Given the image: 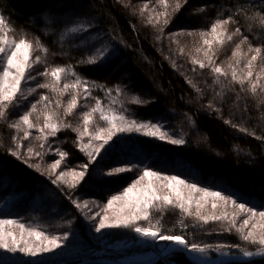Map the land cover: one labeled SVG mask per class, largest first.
<instances>
[{
	"label": "trees",
	"instance_id": "obj_1",
	"mask_svg": "<svg viewBox=\"0 0 264 264\" xmlns=\"http://www.w3.org/2000/svg\"><path fill=\"white\" fill-rule=\"evenodd\" d=\"M54 1L0 0V16L23 36L34 41L39 38L47 47V53H42L45 59L41 62L42 68L71 66L72 72L86 82L82 86L92 89L89 92L94 99L113 106L131 119L158 121L175 138L182 136L186 141L183 145H175L157 138H139L137 147L127 150L125 165L138 171L151 169L168 173L264 211V78L250 80L258 85L253 94L249 81L242 86L229 75L212 72V67L219 65L216 62L226 58L225 53L214 52L212 45L210 48L208 45L201 48L185 46L187 39L194 45H201V31L207 32L204 38L211 40L210 25L216 19L230 15L234 22L226 26L225 33L232 35L236 28L240 32L225 46L227 51L247 37L240 43L243 52L247 48L260 47L259 55L264 57V28L258 22L254 24L246 19L253 12H264V0H165L168 12L177 2L181 8L162 30L145 18L143 20L132 6L144 2L154 13H162L165 8L158 0H66L60 4L64 6L63 13L74 7L81 14L83 10H89L103 36L114 46L110 58L95 65L81 63L91 55L89 46L82 44L85 36L66 38L61 33V26L47 25L43 21L42 12ZM164 19L158 18V21ZM205 52L212 57L210 66ZM193 59L202 61L206 67L194 65ZM121 61L125 68H117ZM126 68L132 78L124 75ZM67 76L75 79L70 73ZM117 87L123 89L119 95ZM140 87L144 88L145 94L140 92ZM133 96L148 103L133 104ZM189 117L194 126L189 123ZM240 128L248 132H242ZM64 132L59 138L64 151L69 154L68 163L83 162L68 128ZM11 138L12 130L0 122L1 219L15 220L49 236L69 234L72 246L80 254L98 251L115 242L134 241L131 228H118L94 243L80 211L72 203L78 199L77 193L74 196L70 189L53 184L52 178L30 167L26 160L11 155L12 150L16 151ZM116 161L120 162L117 155L107 158V164ZM97 184L102 189L109 186L108 182ZM34 202L36 206L32 208ZM152 225H156L161 234L184 237L189 247L193 244L212 248L217 244L235 245L230 231L216 234L212 232L213 226L182 221L174 211L154 216ZM258 248L260 246L244 250L252 252ZM118 256L110 255L108 259L124 262ZM44 263L60 264L57 258L45 259ZM154 264L192 263L182 252L174 251ZM227 264H264V259Z\"/></svg>",
	"mask_w": 264,
	"mask_h": 264
},
{
	"label": "rangeland",
	"instance_id": "obj_2",
	"mask_svg": "<svg viewBox=\"0 0 264 264\" xmlns=\"http://www.w3.org/2000/svg\"><path fill=\"white\" fill-rule=\"evenodd\" d=\"M66 0H56L54 3H50L51 5L47 8H45V11L42 12L43 14V21L47 25H54V26H61V33L64 37H74V36H88L90 37L89 42L87 45L90 48V54H92L93 50L96 48L101 47H107V59L110 58V56L113 54L114 46L112 42L103 36L102 31L100 30V27L97 24V21L91 14L89 10H83V14L78 13V8L75 9H67L64 11V6H60V4L65 3ZM147 5L146 3H138L136 2V5L132 4V6L136 7V12L140 14V16L146 19L145 21H149V18L151 17V24H156L159 26V30H162L163 21H158L159 19H163L164 16L160 15L158 12H153L149 8L145 7ZM62 7V8H60ZM87 8V7H85ZM57 9V10H56ZM62 9V10H61ZM141 9H143V14H141ZM76 10V11H75ZM82 12V11H81ZM79 20L84 21H91V27L88 29L87 33H79V34H65L64 29L67 26H72L75 22ZM21 33L18 29H14L12 26H9L7 30V36L9 39H20ZM212 36V35H211ZM228 34L224 32L226 44H217L215 40H213L212 37V49L214 52H219L220 54L227 55L226 58L221 59L220 61L216 62L219 63V67H221L224 71H226L227 75L230 76L232 80V69L233 67L240 68L235 69L237 72L238 78L243 77L248 69L245 67V65L248 63L249 60H251V57L253 55H257L254 51H249V48L246 49V52H243L241 48L237 49V45H232L231 48L229 47L226 49V45L230 42L227 40ZM29 41H32L35 43L34 40L27 37ZM185 44L190 45L192 47L198 46L201 48L204 46L203 41L201 42V45H194L193 42H190L188 39L185 41L187 42ZM33 43V44H34ZM240 44V43H238ZM184 46V48H185ZM253 49V48H252ZM233 51H237V56L233 57L232 53ZM244 55V57L242 56ZM41 56L42 62L45 60L43 58L42 52L38 50H34L32 53V59L35 60L36 56ZM106 59V60H107ZM238 61V62H237ZM100 63L99 61L97 64ZM43 65V64H42ZM41 63L35 64L34 68L31 72V75L34 77V79L25 80L22 83V87L25 91V99H22L17 107H13L10 110H8L7 113V119L0 118L1 125L5 128H9L12 130V138L11 141L15 142V150L20 152L21 158L26 160L29 164L32 165H39V171L50 178L55 179L56 176L61 171H68L70 169H75L76 171H81L83 169L80 168L81 165H88L87 170H85V177L83 180H81L74 188L68 187L66 183L57 182L60 186L66 189H70V191L74 194L77 193L76 197H78L77 201L81 205L87 203L88 207L83 209H78L80 211L81 218L86 226V231L93 240V242H97L100 240V238L108 235L109 233H114L118 228H107L103 229L100 232H97L96 226L99 223V215H104V209L107 206V202L109 199H111L114 195H121L123 193L124 188L130 186L134 181L138 180L139 177L142 175L144 170H135L133 168H130L129 166L125 165V159L128 158L127 150L134 149L137 147V141L139 138H145L148 136L143 135L141 132H118L111 141L103 149L100 150V153L96 156V158L89 162V157L86 154V152L80 151L79 144L89 143V137L83 136L80 141H77L78 133L76 131H73V128H79L80 130L83 129V120L82 116L83 113L86 111H89L92 107L95 106L96 98L90 94L92 92L85 93L83 91V88L85 86H81L79 88V95H78V107L73 110L72 114L65 115L64 109L67 107L68 102L72 98V95L75 94L74 90L69 88L66 92H64L63 95H60L58 92H52L48 88H39V84L43 83H51V77L50 76H41L38 73H41L45 70V68H42ZM229 65L233 67H229ZM252 69L253 76L250 77L248 80H256L257 75L259 74L260 77L264 78V57L258 55L257 59L252 62ZM125 68L124 62H120L117 68ZM116 68V69H117ZM124 75L127 77L132 78V73L126 69H123ZM73 82L72 79H70L67 74H65L62 77V80L60 84L57 86L59 89H63V85L65 83L71 84ZM29 89H35V91L31 92V94H28ZM89 89V88H88ZM140 92L145 94V90L143 87H140ZM47 96L48 100L44 101L42 103L37 104L36 111L32 113L30 116V121L36 125V127H33L31 129H28L27 126L21 125V128L17 130L14 127H10V124H14L19 120L20 115H23L25 112H28L31 110L32 104H36L37 101L40 100L41 96ZM57 101H59L60 106L57 107ZM101 101V100H100ZM102 107L104 109H114L117 113L123 114L121 111L116 110L113 108V106L109 104H105L101 101ZM47 105V107H45ZM49 113H55L60 120L63 123L70 124L71 127L68 128V134L70 135V138L74 140L75 146L77 150L82 154V160L83 162H80L79 164L71 165L68 163L69 155L65 158V160L61 163L60 167L55 170V172H52L50 170V165L53 164L57 159H59L58 150L64 151V148L61 146L62 143H60V135L61 132L65 133L64 130L67 128L62 127L60 131L56 133L55 136L49 135V129H44V132L41 133L39 131L40 128H43L44 125V115ZM124 115V114H123ZM128 120H135L127 117L124 115ZM139 122H149V121H141L137 120ZM55 122V121H54ZM152 123H159L158 121H150ZM162 126V131H167L164 124L159 123ZM107 127V125L100 120L99 113L94 114L93 116V124L90 125V130H93L95 127ZM27 130L30 135L27 139L24 138V131ZM169 133V132H168ZM171 134V133H169ZM173 135V134H172ZM47 136V140L39 139V137ZM174 136V135H173ZM16 139H13V138ZM153 138V137H148ZM175 138V137H174ZM155 139V138H154ZM97 142L93 141V144ZM17 144L20 145L19 148H17ZM41 144L44 146L41 147ZM31 147L33 149V154L28 153V148ZM35 153H40V155H35ZM119 156L120 162L116 161L117 163L107 164V158L108 156ZM81 160V161H82ZM106 162V163H105ZM37 169L36 167H33ZM117 168H123L126 169V171L121 172L116 175H108L109 172H111L114 169ZM161 176H172L168 173H162L159 172ZM66 180L69 182L71 181L70 177H66ZM181 179V178H180ZM183 180V179H182ZM185 181V180H184ZM97 182H108L107 187H103L104 189L100 188V186L97 184ZM149 182L152 183L153 187L156 189L157 193L159 195H169L172 196L173 203L171 205L164 206L162 210L157 209H151L150 210V220H140L137 221V226L141 227H149L150 224L152 225V222L154 220V216H158L159 214L165 212L168 213L169 211H174L179 215V217L182 219V221H189L191 224H197L200 225H211L214 227V231L216 234H219L221 231H230L231 235H233V238L235 240V245H222L217 244L216 247H204L203 245L196 244L197 246L204 248L205 251L199 252V251H192L191 246L189 247L188 243L186 242L188 248L196 254L198 257L203 259L205 264H213V258L216 256V254L219 253H226V252H245L247 250L244 249H251L253 247H259L258 244L250 243L249 241H245L241 238V231L243 234H247V232L251 229V223H257V224H264V221H261L259 216L254 218V220L250 221V224L248 227L242 228V222L244 219H247L250 214L248 213H242L238 208H236L231 203H225L223 201H215L212 197H207L204 200H200V197L202 196V193L199 192H191L190 189L184 188L183 186H177L179 190L182 192L185 198H187L189 195L192 196V200L189 203L187 199H185V207L188 208V211H183L180 207L177 206L179 203L175 200V197L172 195L171 191L168 188H165L164 182L161 180H156L155 178H145L143 181L140 182V184L137 186L138 188H142L145 185H147ZM188 184H191L187 181H185ZM198 188H202L197 186ZM99 188V189H98ZM209 191H215L212 189H208ZM223 194V193H222ZM225 195V194H223ZM227 196V195H225ZM200 200V202L203 204V207L200 209V215L201 216H221L222 218L219 220L215 219H208L207 222H205L203 219L198 218L196 212H197V201ZM238 202V201H237ZM37 203V202H36ZM124 201H117L113 204L112 208L108 210V215L113 216L116 212H118L122 207H124ZM162 204V201L159 202ZM213 203H216L217 207L213 208ZM35 202L31 204V207L34 208ZM128 209H125V212H127ZM257 212H260L259 210H256ZM95 217V219H93ZM1 219V218H0ZM233 219L235 220V223L233 224ZM182 224V223H181ZM218 227V228H215ZM5 231H12L19 236L20 230L14 226L5 225L4 226ZM29 228V227H26ZM132 229V228H131ZM153 230H158L157 228H154ZM134 232V241L132 243H125V242H115L108 245H105L100 250L96 251H86L85 254H80L76 249L72 246L73 240L72 236L67 234V239H63L64 235L56 236L60 237V247L55 248L52 251L49 252H40L37 253V255H26L21 252H8L4 249H0V264H43L45 259L49 258H57L59 259L60 264H67V263H74L76 264L82 259L86 258H94L96 256H101L105 258H109L110 255H119L122 260H124L123 263H141L144 261H147L151 258H153L159 250H161L163 247L167 245L169 241L160 240L159 238L153 239L150 237H143L140 234ZM158 233L161 234L160 231ZM264 233V229L257 228L254 230V234L256 238L258 239L259 236ZM108 237V236H106ZM182 237V236H181ZM185 239L184 237H182ZM186 241V239H185ZM138 247V248H137ZM135 248V249H134ZM243 248V249H242ZM180 248L177 247L175 251H179ZM160 252V251H159ZM252 252H264V250H261L258 248L255 251ZM215 255V256H213ZM122 262V261H121ZM45 264V263H44Z\"/></svg>",
	"mask_w": 264,
	"mask_h": 264
},
{
	"label": "snow or ice",
	"instance_id": "obj_3",
	"mask_svg": "<svg viewBox=\"0 0 264 264\" xmlns=\"http://www.w3.org/2000/svg\"><path fill=\"white\" fill-rule=\"evenodd\" d=\"M159 4L165 8V11L160 13L165 17L163 21V26H167L169 21L172 19L174 13L178 12L181 8V4L177 2L174 7H172V11L168 12L167 8L168 5L166 4L165 0H158ZM147 7V5H145ZM198 11H203V9H199ZM141 14H143V9H141ZM246 19L252 23H259L261 28H264V12H253L251 15H247ZM149 23H151V17L149 18ZM234 22L232 16H228L227 18H219L216 19L210 25V34L213 37V40L217 44L222 45L224 40L222 37L224 36V32L227 31V25L229 23ZM91 27V21H84L79 20L75 22L72 26H67L64 29L65 34H79V33H87L88 29ZM9 25L6 23L5 18L0 16V118L7 119L8 110L13 107H17L22 99H25V91L22 87V83L25 80L34 79L31 75V72L34 68L35 64H39L42 62L41 56H36L35 60L32 59V53L34 50H38L42 53H47L48 49L46 46L42 44L39 38L35 39V43L33 44L32 41L26 39L23 35L21 38L16 39H9L7 36V30ZM240 29L236 28L235 32L232 35L227 36V40L231 41L233 36L239 34ZM192 35V33H188ZM201 38H203V44L208 45L209 48L211 47L213 41L204 38L208 35L207 32L201 31L200 33ZM63 38V36H62ZM90 40V37L85 36L82 44L86 45ZM247 40L245 37L244 40H241V44ZM237 49L240 48V44H237ZM200 49H197L199 52ZM249 51H254L257 55H253L251 60L245 65L248 69L246 74L243 77L238 78L236 70L232 69V80L234 82L240 83L242 86L244 85L245 80H248L250 77L253 76L252 69V62L257 59V56L261 53L262 49L260 47H256L255 49L249 48ZM237 51H233L232 56H237ZM205 55L209 61V66L212 64V57L205 52ZM107 59V47L96 48L93 50L92 54L81 61V63L87 64H97L99 61L103 63ZM238 62V61H237ZM192 63L199 64L200 68L206 67V65L202 61H197L193 59ZM231 68L232 66L229 65ZM212 72L216 73L217 75H227V73L219 66L212 67ZM72 74L75 79L71 84L65 83L63 85V89H59L57 86L60 84L62 77L65 74ZM41 76H50L51 83H43L39 84V88H48L52 92H58L60 95H63L69 88L74 90L72 98L68 102L67 107L64 109L65 115L72 114L73 110L76 109L78 105V95H79V88L82 85H85L86 82L81 80V78L72 72L71 66L62 67V66H55L51 67L49 70L45 68V70L41 73H38ZM257 80L260 79V75L258 74L256 77ZM250 90L253 94L257 91V84L253 83L249 80ZM264 87V86H262ZM35 91V89H29L28 94ZM83 91L85 93L89 92L88 87H84ZM116 92L119 95L123 92V89L117 87ZM47 96H41L40 100L37 101L36 104H32L31 110L25 112L23 115H20L19 120L14 124H10V127H14L17 130L21 128V125L27 126L28 129L36 127L31 121L30 116L33 112L36 111L37 104L47 101ZM133 104L143 105L148 103L139 97L133 96L131 99ZM57 107L60 106L59 101H57ZM47 107V105H45ZM209 107H212L209 104ZM99 113V118L103 121L107 127H95L93 130H90V125L93 124V116L94 114ZM189 123L194 126V122L191 121L189 117ZM83 120V129L80 130L79 128H73V131L78 133L77 141L83 136L89 137V143L84 144L80 143V151L86 152L89 157V162L93 161L96 156L100 153V150L105 147L112 140V138L118 132H141L143 135L148 137L157 138L160 140H166L170 144L175 145H183L186 143L185 139L181 136L179 138H174L172 134H169L166 131H162V126L159 123H152V122H139L137 120H128L123 114L117 113L114 109L108 110L102 107L101 101L97 99L95 101V106L92 107L89 111L83 113L82 116ZM55 121V122H54ZM225 123H231L230 121H225ZM236 127V125H232ZM71 127L70 124L63 123L60 118L55 113H49L44 115V125L43 128H40L39 131L41 133L44 132V129H49V135L55 136L61 128ZM242 132H248L245 128H240ZM253 134L254 133H249ZM30 133L25 130L24 131V138L27 139ZM257 139H262V137H256ZM13 139H16L15 137ZM39 139L47 140V136L39 137ZM206 139V138H205ZM93 141L97 142L93 144ZM44 145L41 144V147ZM17 148L20 147L19 144L16 146ZM234 150H236L234 148ZM28 153L33 154V149L31 147L28 148ZM11 155L16 156L17 159L21 158V153L18 151L12 150ZM35 155H40V153H35ZM59 159H57L53 164L50 165V170L55 172L57 168L60 167L61 163L65 160V158L69 155L65 151L58 150ZM254 159V158H253ZM27 162V161H25ZM30 167H36L39 170V165H29ZM81 171H76L75 169H70L68 171H61L56 176L55 179L52 180L53 184H56L58 181L61 183H66L68 187L74 188L76 184H78L81 180L85 177V170H87L88 165H81ZM126 171L123 168H117L112 170L108 173V175H116L121 172ZM66 177H70L71 181L69 182L66 180ZM145 178H155L156 180H161L164 182V187L168 188L172 195L175 197V200L179 203L177 204L183 211L187 212L188 208L185 207V199L190 203L192 200V196L189 195L187 198L184 197L182 192L179 190L177 186H183L184 188L190 189L191 192H199L202 193L200 200H204L207 197H212L215 201H223L226 204L231 203L236 208L240 210L242 213L250 214L247 219H244L242 222V228L248 227L250 221L254 220L257 216H259L261 221H264V211L257 212L253 207L247 206L245 203H239L237 200L233 199L230 195L225 196L219 191H209L206 188H198L196 184H188L184 180L180 179L177 176H161L159 172L152 171L151 169H145L142 175L139 177L138 180L134 181L130 186L124 188L123 193L121 195H114L111 199L108 200L107 206L104 209L105 214L99 215V223L96 226V231L100 232L103 229L107 228H132L133 231L140 234L143 237H150L153 239L159 238L160 240L164 241H172L177 245H182L187 247L185 239H183L179 235H164L158 233V230H153L156 228V225H151L149 227H141L137 226L136 222L140 220L148 221L150 220V210L157 209L162 210L164 206L171 205L173 203L172 196L169 195H159L156 189L153 187L152 183L149 182L142 188H138L137 186L143 181ZM197 201V216L200 219H203L205 222L208 219H215L219 220L221 216H201L200 209L203 207V204ZM117 201H124V207H122L118 212H116L113 216H109L108 210L112 208L113 204ZM162 201V204L159 202ZM72 203L78 208L83 209L87 208V203L81 205L77 201H72ZM213 208H216V203H213ZM125 209H128L125 212ZM95 219V217H93ZM235 220L233 219V224ZM10 225L18 228L20 230L19 236L12 231H5L4 226ZM264 229V224H257L251 223V229L247 232V234H243L241 231V238L245 241H249L253 244L260 245V249L264 250V233H262L259 238L257 239L254 230L257 228ZM60 237L56 236H49L46 235L43 231H38L34 228H26L23 223H19L15 220H5L0 219V249H4L8 252H21L26 255L35 256L37 253L40 252H49L55 248H59L60 245ZM63 239H67V234L63 237ZM192 251H205L204 248H201L195 244L191 246ZM247 251L244 252V255H251Z\"/></svg>",
	"mask_w": 264,
	"mask_h": 264
},
{
	"label": "water",
	"instance_id": "obj_4",
	"mask_svg": "<svg viewBox=\"0 0 264 264\" xmlns=\"http://www.w3.org/2000/svg\"><path fill=\"white\" fill-rule=\"evenodd\" d=\"M175 247L180 248V252H182L186 259L192 263V264H205L204 262H198L194 260L190 256V249L187 247H184L182 245H177L172 241H169L167 245L158 252L153 258L141 262V263H123L120 261H114L102 256H96L94 258H86L82 259L76 264H154L158 261L163 260L168 254L175 251ZM252 253L251 255H244V252H226V253H219L216 254V256L213 258V264H227V263H240V262H247L252 261L256 259H263L264 258V252H249Z\"/></svg>",
	"mask_w": 264,
	"mask_h": 264
},
{
	"label": "bare ground",
	"instance_id": "obj_5",
	"mask_svg": "<svg viewBox=\"0 0 264 264\" xmlns=\"http://www.w3.org/2000/svg\"><path fill=\"white\" fill-rule=\"evenodd\" d=\"M25 37V36H24ZM25 38H27V37H25ZM40 40V39H39ZM34 43V42H33ZM110 159V158H109ZM106 163V162H105ZM159 231V230H158ZM138 248V247H137ZM175 248H177V247H175ZM135 249V248H134ZM190 253V256L194 259V260H196V261H198V262H201V263H203L204 261H203V259H201L200 257H198L196 254H194L192 251H190L189 252ZM167 257V256H166ZM264 259V258H263ZM121 262V261H120Z\"/></svg>",
	"mask_w": 264,
	"mask_h": 264
}]
</instances>
